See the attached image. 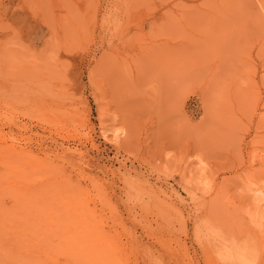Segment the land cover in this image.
Masks as SVG:
<instances>
[{
  "label": "rangeland",
  "instance_id": "rangeland-1",
  "mask_svg": "<svg viewBox=\"0 0 264 264\" xmlns=\"http://www.w3.org/2000/svg\"><path fill=\"white\" fill-rule=\"evenodd\" d=\"M0 264H264V0H0Z\"/></svg>",
  "mask_w": 264,
  "mask_h": 264
},
{
  "label": "bare ground",
  "instance_id": "bare-ground-1",
  "mask_svg": "<svg viewBox=\"0 0 264 264\" xmlns=\"http://www.w3.org/2000/svg\"><path fill=\"white\" fill-rule=\"evenodd\" d=\"M241 1V0H240ZM247 1V0H246ZM244 4V3H243Z\"/></svg>",
  "mask_w": 264,
  "mask_h": 264
}]
</instances>
